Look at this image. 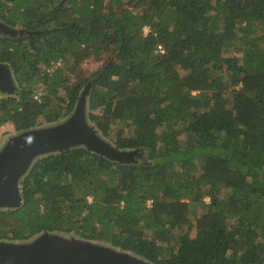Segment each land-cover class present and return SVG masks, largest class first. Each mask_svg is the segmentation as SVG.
<instances>
[{
  "label": "trees",
  "instance_id": "obj_1",
  "mask_svg": "<svg viewBox=\"0 0 264 264\" xmlns=\"http://www.w3.org/2000/svg\"><path fill=\"white\" fill-rule=\"evenodd\" d=\"M0 19L40 31L0 37L20 86L0 128L61 119L102 72L90 120L148 150L137 165L84 149L40 159L24 205L0 211V240L47 230L154 264H264V0H0Z\"/></svg>",
  "mask_w": 264,
  "mask_h": 264
},
{
  "label": "water",
  "instance_id": "obj_2",
  "mask_svg": "<svg viewBox=\"0 0 264 264\" xmlns=\"http://www.w3.org/2000/svg\"><path fill=\"white\" fill-rule=\"evenodd\" d=\"M39 34L38 30L17 28L0 19V37L33 38ZM101 75L102 72L83 86L72 111L63 120L17 131L4 142L0 148V211L18 210L24 205L22 182L35 163L44 157L84 149L123 166L148 161V150L120 149L90 120L93 84ZM19 88L11 66L0 63V95L15 96ZM0 264L154 263L108 243L82 239L72 233L44 230L27 240H0Z\"/></svg>",
  "mask_w": 264,
  "mask_h": 264
},
{
  "label": "rangeland",
  "instance_id": "obj_3",
  "mask_svg": "<svg viewBox=\"0 0 264 264\" xmlns=\"http://www.w3.org/2000/svg\"><path fill=\"white\" fill-rule=\"evenodd\" d=\"M17 28H23L21 25H17L16 26ZM26 29V28H25ZM146 32H148V29H146ZM234 55V54H232ZM236 55V54H235ZM110 54H105V57H109ZM239 56V55H238ZM107 58H105L103 61L101 62H94V61H86L82 64V69L85 71V73L87 74V76H91L93 75L94 73L98 72L99 69L101 68V66L104 65V62ZM109 62V61H108ZM43 69V68H42ZM97 76V75H96ZM95 76V77H96ZM94 77V78H95ZM92 80V79H91ZM90 80V81H91ZM89 82V81H88ZM87 82V83H88ZM17 96V94L15 95ZM6 96L4 95H0V102H1V99L5 98ZM39 95L36 96V98H38ZM65 117V116H64ZM64 117H62L61 119L55 121V122H51V123H42V124H39V125H36L38 127H41V126H48V125H52V124H55L61 120L64 119ZM17 131H15L13 125L11 124H6L4 126H2L0 128V148L2 147V145L4 144V142L7 140L8 137H11L12 135L16 134ZM104 136V135H103ZM110 140V139H109ZM111 141V140H110ZM112 142V141H111ZM205 201L207 203H209L210 201V198H206ZM64 233V232H63ZM65 234V233H64Z\"/></svg>",
  "mask_w": 264,
  "mask_h": 264
},
{
  "label": "clouds",
  "instance_id": "obj_4",
  "mask_svg": "<svg viewBox=\"0 0 264 264\" xmlns=\"http://www.w3.org/2000/svg\"><path fill=\"white\" fill-rule=\"evenodd\" d=\"M161 48H162V47H161ZM161 50H162V51H161ZM159 51H160V52H163V49H160V48H159Z\"/></svg>",
  "mask_w": 264,
  "mask_h": 264
},
{
  "label": "built area",
  "instance_id": "obj_5",
  "mask_svg": "<svg viewBox=\"0 0 264 264\" xmlns=\"http://www.w3.org/2000/svg\"><path fill=\"white\" fill-rule=\"evenodd\" d=\"M160 49H162L161 47H159ZM162 51V50H161ZM149 204H151V202L149 203Z\"/></svg>",
  "mask_w": 264,
  "mask_h": 264
}]
</instances>
